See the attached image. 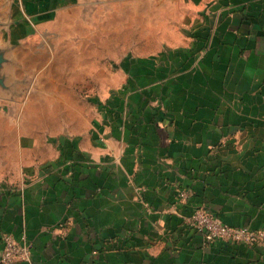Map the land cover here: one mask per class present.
I'll use <instances>...</instances> for the list:
<instances>
[{
  "label": "crops",
  "instance_id": "0c3cea01",
  "mask_svg": "<svg viewBox=\"0 0 264 264\" xmlns=\"http://www.w3.org/2000/svg\"><path fill=\"white\" fill-rule=\"evenodd\" d=\"M173 1L181 45L112 110L0 124V253L10 234L33 264H264V0ZM197 207L257 243L205 246Z\"/></svg>",
  "mask_w": 264,
  "mask_h": 264
},
{
  "label": "rangeland",
  "instance_id": "374dc122",
  "mask_svg": "<svg viewBox=\"0 0 264 264\" xmlns=\"http://www.w3.org/2000/svg\"><path fill=\"white\" fill-rule=\"evenodd\" d=\"M183 23L173 0H0V124L15 128L5 139H19L16 127L39 106L62 126L72 109L74 129L77 111L112 110L115 95L142 88L140 74L154 70L142 60L181 45Z\"/></svg>",
  "mask_w": 264,
  "mask_h": 264
},
{
  "label": "built area",
  "instance_id": "2783aa9c",
  "mask_svg": "<svg viewBox=\"0 0 264 264\" xmlns=\"http://www.w3.org/2000/svg\"><path fill=\"white\" fill-rule=\"evenodd\" d=\"M192 194L188 190L179 191L178 199L180 202L188 203ZM188 221L195 231L203 236L205 246L216 243L255 246L260 237L249 229L236 228L224 223L203 207H197ZM1 245L0 264H33L32 245L25 238L17 240L10 234H3Z\"/></svg>",
  "mask_w": 264,
  "mask_h": 264
},
{
  "label": "water",
  "instance_id": "95a60500",
  "mask_svg": "<svg viewBox=\"0 0 264 264\" xmlns=\"http://www.w3.org/2000/svg\"><path fill=\"white\" fill-rule=\"evenodd\" d=\"M2 66V63H0V67ZM3 88H6V86L2 85Z\"/></svg>",
  "mask_w": 264,
  "mask_h": 264
}]
</instances>
